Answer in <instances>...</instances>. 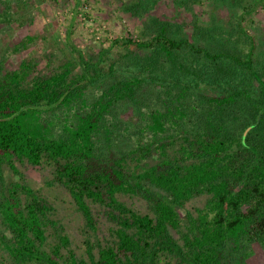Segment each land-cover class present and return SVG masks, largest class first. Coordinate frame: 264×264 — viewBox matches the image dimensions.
Wrapping results in <instances>:
<instances>
[{"label":"trees","instance_id":"trees-1","mask_svg":"<svg viewBox=\"0 0 264 264\" xmlns=\"http://www.w3.org/2000/svg\"><path fill=\"white\" fill-rule=\"evenodd\" d=\"M153 27L156 30L148 40L110 42L151 49L150 57L163 55L168 59L170 72L155 68V59L149 60L144 75L131 74L110 82L83 115L77 113L74 119L66 116L59 134L47 114L83 104L87 86L101 78L98 63L81 58L80 71L73 72L74 65L68 60L49 75L29 82L25 80L26 65L0 71V169L6 163L16 171L14 159L32 166L42 159L51 162V183L66 188L90 230L94 220L89 203L108 209L117 226V241L100 248L95 258L89 255L88 264H222L221 246L230 238L257 239L264 247V80L253 67V42L248 37L243 57L229 51L208 54L187 39L171 38L165 22ZM66 41L73 49L68 32ZM186 49L201 51L211 62L229 60L255 79L257 91L233 89L208 98L212 109L197 129L180 138L173 155L168 153L174 143L172 135L162 134L166 124L178 128L185 112L180 103L173 106L171 100L161 98V105L145 114L144 131L149 133L150 142L125 154L112 151V135L104 116L118 103L136 102L142 83H171L169 87L177 89L176 101L192 89L191 84H198L195 78L184 79L183 75L192 71L177 60ZM240 106L248 109V119L239 126L241 133L226 127L224 118L227 107L232 112ZM102 131L108 143L100 153L96 141ZM152 152L156 153L155 163L140 166L139 161ZM128 157L137 161L136 170L126 169ZM148 187L162 193L154 195ZM125 194L140 195L151 216L140 215L121 203L117 196ZM198 194L205 195L206 200L194 216L185 213L186 232L181 236L182 245H178L170 234L180 224L177 212ZM52 209L27 185L14 182L6 188L0 198V248L7 261L0 264H84L72 254L61 259L59 250L67 244L66 237H59L51 249L44 248L45 230L55 225L49 219Z\"/></svg>","mask_w":264,"mask_h":264},{"label":"rangeland","instance_id":"rangeland-1","mask_svg":"<svg viewBox=\"0 0 264 264\" xmlns=\"http://www.w3.org/2000/svg\"><path fill=\"white\" fill-rule=\"evenodd\" d=\"M157 22L168 24L167 33L171 38L187 39L208 54L229 51L243 57L248 49V37H251L253 67L264 80V0H0V71L4 73L26 65L25 80L29 82L37 76L49 75L68 60L74 65L73 72L80 71L81 58L88 63H98L101 78L87 86L84 103L47 114L55 133L59 134L66 116L74 119L77 113L83 115L100 90L110 82L131 74L144 75V66L149 60L155 59V68L170 72L172 65L163 55L150 57L151 49L116 46L110 42L126 38L148 40L156 30L153 25ZM67 32L73 49L66 41ZM177 60L192 71V74H184V79L195 78L198 84H191L192 89L176 101L177 89L169 87L171 83H142L136 102L118 103L104 116L113 138L110 142L113 143L112 151L125 154L137 145L150 142L149 133L144 131L145 114L159 106L161 98L171 100L173 106L180 103L185 112L178 128L166 124V132L162 134V137L172 135L174 143L168 153L173 155L180 138L197 129L207 111L212 109L208 98L233 89H258L257 82L247 71L227 59L211 62L201 51L196 53L186 49L179 53ZM214 78H218L216 82ZM228 109L224 112L225 126L241 133L239 126L248 119V109L241 106L236 110L233 108L232 112ZM107 143L103 131L98 133L96 144L100 153L106 150ZM155 158L156 153L152 152L150 157L140 160L139 165H152ZM12 163L16 171L6 163L1 166L0 198L11 183L17 182L27 185L50 204L53 209L49 219L55 225L45 230V249L57 245L59 237H66L67 244L59 250L61 259L72 254L88 264L89 255L95 258L100 248L115 244L117 226L108 215V209L98 203H89L94 229L87 228L66 188L51 183L54 172L51 162L42 159L32 166L14 159ZM136 165L133 158L126 159L128 171L136 170ZM148 188L154 195L162 193L156 188ZM117 199L140 215L151 216L140 195H118ZM205 200V195H195L178 210L180 224L177 230L170 231L178 245H182L181 236L186 232L185 213L194 216ZM4 260L7 261V256L0 248V261ZM220 261L222 264H264V247L257 239L230 238L221 246Z\"/></svg>","mask_w":264,"mask_h":264},{"label":"water","instance_id":"water-1","mask_svg":"<svg viewBox=\"0 0 264 264\" xmlns=\"http://www.w3.org/2000/svg\"><path fill=\"white\" fill-rule=\"evenodd\" d=\"M248 128H246V130H247ZM246 130L243 132V134H242V136H241V141L243 142V139H244V135H245V133H246Z\"/></svg>","mask_w":264,"mask_h":264}]
</instances>
